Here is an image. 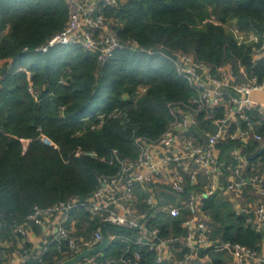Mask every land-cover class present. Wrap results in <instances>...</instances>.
<instances>
[{
    "label": "trees",
    "instance_id": "16d2710c",
    "mask_svg": "<svg viewBox=\"0 0 264 264\" xmlns=\"http://www.w3.org/2000/svg\"><path fill=\"white\" fill-rule=\"evenodd\" d=\"M69 11L64 0H0V264L21 249L32 250L29 242L19 246L24 238L14 229L35 206L89 196L102 175L117 171L109 164L113 150L136 158L139 138L159 140L180 111L192 108L195 90L176 68L177 53L191 55L215 72L230 65L239 82L253 77L264 82V58L255 57L257 44L240 43L231 30L261 37L264 0H119L106 8V15L117 20L121 39L136 40L141 49L115 52L101 71L96 55L78 44L35 51L65 28ZM255 121L263 142H250L248 148L255 159H264V117ZM210 126L200 114L196 132ZM43 135L57 147L45 144ZM226 146L228 151L235 144ZM226 204L220 197L206 203L214 227L211 237L260 251L262 235ZM81 214L77 231L91 233L101 224L98 217ZM105 228L131 235L125 228ZM46 247L40 258L31 256L22 264H61L71 258L65 247ZM127 247L118 238L96 254V261L107 264ZM137 249L130 247L128 254ZM139 251L140 264H158L154 252ZM230 261L227 252L211 248L192 264Z\"/></svg>",
    "mask_w": 264,
    "mask_h": 264
},
{
    "label": "built area",
    "instance_id": "2783aa9c",
    "mask_svg": "<svg viewBox=\"0 0 264 264\" xmlns=\"http://www.w3.org/2000/svg\"><path fill=\"white\" fill-rule=\"evenodd\" d=\"M64 1L70 10L65 28L36 52L78 44L96 55L101 71L115 52L141 49L138 41L121 39L116 32L117 20L106 15V8L117 6L119 0ZM231 30L240 43L257 44L255 57L264 58V34L245 37L236 28ZM174 63L194 87L192 108L180 111V118L169 123L159 140L139 138L136 158L113 150L109 164L117 166V171L102 175L99 186L89 196L73 197L47 208L35 206L14 232L25 239L32 225L48 228L46 224L53 225V218L54 227L42 232L38 246L31 251L21 249L5 264H22L31 256L40 258L50 243L58 250L67 248L72 258L105 239L111 244L118 238L128 247L107 264H140L141 249L154 252L158 264H192L201 252L211 248L227 252L230 264H264V159H255V152L248 148L250 142H263L255 118L264 117V82L256 77L239 82L232 66L215 72L184 53H177ZM200 114L211 126L197 133ZM99 118L102 123L103 116ZM41 140L57 147L44 135ZM229 143L235 146L226 151ZM224 195L233 206V214L244 217L246 226L262 235L260 251L211 237L214 227L204 209L208 200ZM168 196L174 197V202ZM81 213L98 217L101 224L91 233L77 231ZM108 224L125 228L131 235H116L105 228ZM133 246L138 249L128 254ZM95 256L78 264H98Z\"/></svg>",
    "mask_w": 264,
    "mask_h": 264
},
{
    "label": "water",
    "instance_id": "95a60500",
    "mask_svg": "<svg viewBox=\"0 0 264 264\" xmlns=\"http://www.w3.org/2000/svg\"><path fill=\"white\" fill-rule=\"evenodd\" d=\"M109 245H110L109 240L105 239L98 246L94 248L86 249L81 253H79L78 255L65 260L61 264H78L79 262L91 257L94 254L106 251L109 248Z\"/></svg>",
    "mask_w": 264,
    "mask_h": 264
},
{
    "label": "crops",
    "instance_id": "0c3cea01",
    "mask_svg": "<svg viewBox=\"0 0 264 264\" xmlns=\"http://www.w3.org/2000/svg\"><path fill=\"white\" fill-rule=\"evenodd\" d=\"M52 221V224L54 225V221H55V218L51 219ZM46 225H48V228L49 227H54L53 225H50V223H47ZM48 228L45 227H41L40 230H31L30 233L28 234V236L21 241V243L19 242V246H21L23 243H26V242H29L31 243L33 246L36 247V245L38 246L39 244V237L42 236V232L44 231H47Z\"/></svg>",
    "mask_w": 264,
    "mask_h": 264
},
{
    "label": "rangeland",
    "instance_id": "374dc122",
    "mask_svg": "<svg viewBox=\"0 0 264 264\" xmlns=\"http://www.w3.org/2000/svg\"><path fill=\"white\" fill-rule=\"evenodd\" d=\"M4 65V64H3ZM0 75H1V73H0ZM1 77V76H0ZM168 198H169V200L171 201V202H174V197H172V196H168ZM221 198V201H226L228 204H229V206L227 205L226 207L230 210V212L232 213V209H233V206L232 205H230L231 204V202L227 199L228 197L227 196H221L220 197ZM222 203H224V202H222Z\"/></svg>",
    "mask_w": 264,
    "mask_h": 264
}]
</instances>
